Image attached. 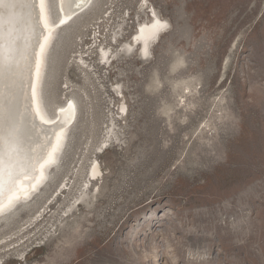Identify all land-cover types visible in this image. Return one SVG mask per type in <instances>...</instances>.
Masks as SVG:
<instances>
[{"label":"rangeland","instance_id":"rangeland-1","mask_svg":"<svg viewBox=\"0 0 264 264\" xmlns=\"http://www.w3.org/2000/svg\"><path fill=\"white\" fill-rule=\"evenodd\" d=\"M113 1L50 43L42 104L78 114L62 170L0 217V264H264V0H151L169 28L148 57L126 49L142 0Z\"/></svg>","mask_w":264,"mask_h":264},{"label":"bare ground","instance_id":"bare-ground-1","mask_svg":"<svg viewBox=\"0 0 264 264\" xmlns=\"http://www.w3.org/2000/svg\"><path fill=\"white\" fill-rule=\"evenodd\" d=\"M96 1L55 0L57 15L53 17L48 0H0V217H6L18 203L36 195L47 181L49 170L61 171L63 168L56 160L65 144L67 129L77 118V101L74 102V97L68 98L54 115L46 111L42 104L45 101L43 85L46 78L51 77V69L47 70L44 66L45 57L56 53L51 50L52 39L61 36L64 29L88 13ZM109 2L113 4L114 1L106 0L104 3ZM141 6L146 8L148 20L139 22V27L126 43V49L148 57L153 42H157L169 27L151 0H142ZM97 37L96 42L99 41ZM112 38L111 45L121 39L119 33ZM97 52L105 64L112 63L117 57V52L111 46H104L103 42L98 45ZM78 57L80 62L87 64L84 53ZM91 66L88 64L87 69L82 67L85 68L84 73L85 70L87 74L93 71ZM119 92L124 97L122 90ZM126 108L125 104L120 107L123 111ZM102 172L99 161L95 160L87 173L86 189L100 180ZM69 183L64 179L57 190L60 189L63 194L69 189ZM78 202L79 199L69 206L72 208ZM43 205L41 208H44Z\"/></svg>","mask_w":264,"mask_h":264}]
</instances>
